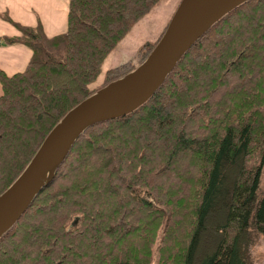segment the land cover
Instances as JSON below:
<instances>
[{
    "label": "trees",
    "instance_id": "1",
    "mask_svg": "<svg viewBox=\"0 0 264 264\" xmlns=\"http://www.w3.org/2000/svg\"><path fill=\"white\" fill-rule=\"evenodd\" d=\"M160 1L69 0L65 32L15 23L18 35L0 37L32 50L22 71L0 69V194L72 107L148 56L160 36L98 81ZM263 70L264 0H248L190 47L149 100L76 140L0 237V264H256Z\"/></svg>",
    "mask_w": 264,
    "mask_h": 264
},
{
    "label": "water",
    "instance_id": "2",
    "mask_svg": "<svg viewBox=\"0 0 264 264\" xmlns=\"http://www.w3.org/2000/svg\"><path fill=\"white\" fill-rule=\"evenodd\" d=\"M248 0H180L148 56L72 107L50 130L17 178L0 194V237L55 176L76 140L92 125L124 116L158 90L181 57L220 18Z\"/></svg>",
    "mask_w": 264,
    "mask_h": 264
},
{
    "label": "crops",
    "instance_id": "3",
    "mask_svg": "<svg viewBox=\"0 0 264 264\" xmlns=\"http://www.w3.org/2000/svg\"><path fill=\"white\" fill-rule=\"evenodd\" d=\"M68 4L69 0H0V37L18 35L15 23L39 26L47 37L63 33L67 30ZM31 55L32 50L24 44L0 42V69L8 75L22 71Z\"/></svg>",
    "mask_w": 264,
    "mask_h": 264
},
{
    "label": "rangeland",
    "instance_id": "4",
    "mask_svg": "<svg viewBox=\"0 0 264 264\" xmlns=\"http://www.w3.org/2000/svg\"><path fill=\"white\" fill-rule=\"evenodd\" d=\"M176 3L177 1L175 0H161L148 15L136 23L128 35L112 51L109 59L107 58L103 63L98 81L102 78L106 69L129 59L142 43L147 40H155L159 36L161 37L178 6ZM262 172L261 184L264 185V167ZM209 244L208 242V247ZM253 256L256 264H264V236L262 235H260L257 245L253 248Z\"/></svg>",
    "mask_w": 264,
    "mask_h": 264
}]
</instances>
